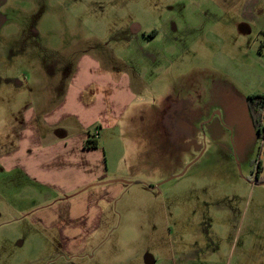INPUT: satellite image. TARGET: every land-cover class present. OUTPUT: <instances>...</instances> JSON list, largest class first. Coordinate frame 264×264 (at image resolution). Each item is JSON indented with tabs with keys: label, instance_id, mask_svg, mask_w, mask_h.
Wrapping results in <instances>:
<instances>
[{
	"label": "rangeland",
	"instance_id": "1",
	"mask_svg": "<svg viewBox=\"0 0 264 264\" xmlns=\"http://www.w3.org/2000/svg\"><path fill=\"white\" fill-rule=\"evenodd\" d=\"M85 65L147 98L101 132L121 195L72 255L2 212L0 264H264V0H0V139Z\"/></svg>",
	"mask_w": 264,
	"mask_h": 264
},
{
	"label": "crops",
	"instance_id": "2",
	"mask_svg": "<svg viewBox=\"0 0 264 264\" xmlns=\"http://www.w3.org/2000/svg\"><path fill=\"white\" fill-rule=\"evenodd\" d=\"M77 70L62 88L61 98L37 103L36 110L28 107L7 121L3 129L11 134L2 132L0 139V215L4 212L21 222L28 218L24 223L28 235L43 229L49 233L45 242L50 246L56 235L57 244L70 255L89 247L104 211L100 203L109 204L121 195L117 183L122 157L106 155L101 132L108 137L115 133L127 102L134 99L138 107L131 113L134 119L137 110L144 112L141 106L147 100L133 91L135 72L100 73L87 65ZM92 136L97 146L84 147Z\"/></svg>",
	"mask_w": 264,
	"mask_h": 264
},
{
	"label": "trees",
	"instance_id": "3",
	"mask_svg": "<svg viewBox=\"0 0 264 264\" xmlns=\"http://www.w3.org/2000/svg\"><path fill=\"white\" fill-rule=\"evenodd\" d=\"M249 107L254 115V122L256 124V128L259 136L264 137V124H261V119H258L259 113L257 114L258 109L264 108V94H252L248 97ZM256 107V108H255ZM97 146V139L95 137H90L84 142V147L92 148Z\"/></svg>",
	"mask_w": 264,
	"mask_h": 264
}]
</instances>
